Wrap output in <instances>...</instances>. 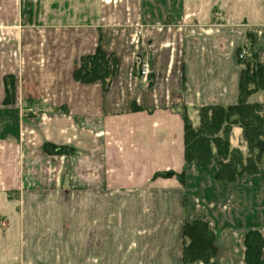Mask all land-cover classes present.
<instances>
[{"label": "crops", "instance_id": "obj_1", "mask_svg": "<svg viewBox=\"0 0 264 264\" xmlns=\"http://www.w3.org/2000/svg\"><path fill=\"white\" fill-rule=\"evenodd\" d=\"M99 45L116 55L115 75L76 79ZM246 46L264 59V0H0V119L13 128H0V264L42 263L19 255L36 247L18 207L39 184L80 190L85 234L115 222L111 258L88 239L82 261L67 264H206L183 260V225L195 219L214 231L208 264H247V231L264 236V176L219 180L215 161L204 172L187 163L181 113L197 122L199 106L239 100ZM250 100L264 102V90ZM165 170L185 181L155 176Z\"/></svg>", "mask_w": 264, "mask_h": 264}, {"label": "trees", "instance_id": "obj_2", "mask_svg": "<svg viewBox=\"0 0 264 264\" xmlns=\"http://www.w3.org/2000/svg\"><path fill=\"white\" fill-rule=\"evenodd\" d=\"M240 57V56H239ZM243 65L240 80L239 100L229 105H201L197 108L198 121L194 122L184 108L181 112L185 122V159L193 163L199 172L207 170L210 163L217 162L215 177L233 181L244 174L260 172L264 176V102H253L250 97L264 90V59L257 51L246 46L240 57ZM118 70L115 54L98 46L92 54L81 58L74 71L81 81H107ZM7 95L5 102L15 97L14 77H5ZM235 127L241 129L243 144H247L248 155L244 156L241 145L232 143ZM62 149V147H61ZM176 176L185 181V171L165 170L155 176ZM183 260L191 263L201 260L210 263L216 255L214 231L200 219L186 220L183 225ZM245 261L247 264H264V236L257 228L249 229L245 235Z\"/></svg>", "mask_w": 264, "mask_h": 264}, {"label": "rangeland", "instance_id": "obj_3", "mask_svg": "<svg viewBox=\"0 0 264 264\" xmlns=\"http://www.w3.org/2000/svg\"><path fill=\"white\" fill-rule=\"evenodd\" d=\"M39 1L40 0H31L33 4L39 3ZM124 28H128V26L121 29ZM121 43L123 48L126 50L130 49L128 41H122ZM0 117L2 118L3 116L1 115ZM5 123L7 122H4V124ZM4 124L2 119H0V128L5 126L6 129H13L9 127L8 124ZM10 124V126H13V121H11ZM23 124H27L29 128L34 127V121H24L22 122V125ZM235 145H241L244 156L248 155L247 144L245 143L244 145L241 138ZM255 174L262 175L260 172L245 175L253 176ZM40 187L41 184L37 186V192L34 193V195H29L18 207L24 215L21 223L28 226L30 230V232L26 234L27 237H25V240H35L36 242L33 243L36 244V247L20 250V256H23L24 253L26 257H32V259L36 258L38 261L40 260V262H42L41 264L80 263L82 257L88 250L86 247L84 248L86 240L93 239L92 241L95 242V244H99L100 242L101 245H103L107 259L112 257L113 243L115 241V222H113L112 217L107 216L101 228V233L85 234L87 225L83 220L80 190H77L73 194H68V191H53L54 189L41 190ZM42 187L54 188L53 185ZM237 189V187H234V189L229 192L237 194L235 193ZM12 195H15V193ZM252 203L254 202H250V204ZM115 204V202L111 203L109 207L113 209ZM230 204L235 210L241 209V202L238 201L236 195L231 197ZM244 217L248 221H254L251 215L247 216V214H245ZM3 221H7V219L1 216L2 225Z\"/></svg>", "mask_w": 264, "mask_h": 264}, {"label": "built area", "instance_id": "obj_4", "mask_svg": "<svg viewBox=\"0 0 264 264\" xmlns=\"http://www.w3.org/2000/svg\"><path fill=\"white\" fill-rule=\"evenodd\" d=\"M244 54H245V50H243L239 56L243 57ZM142 65L143 67L141 68V74L144 76V78H147L150 73V66L148 62H143Z\"/></svg>", "mask_w": 264, "mask_h": 264}]
</instances>
